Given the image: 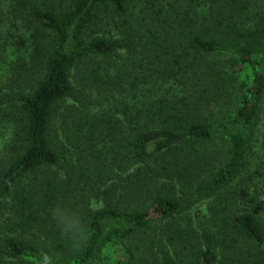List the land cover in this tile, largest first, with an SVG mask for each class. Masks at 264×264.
<instances>
[{
    "label": "trees",
    "instance_id": "16d2710c",
    "mask_svg": "<svg viewBox=\"0 0 264 264\" xmlns=\"http://www.w3.org/2000/svg\"><path fill=\"white\" fill-rule=\"evenodd\" d=\"M4 1L0 264H264V0Z\"/></svg>",
    "mask_w": 264,
    "mask_h": 264
},
{
    "label": "rangeland",
    "instance_id": "374dc122",
    "mask_svg": "<svg viewBox=\"0 0 264 264\" xmlns=\"http://www.w3.org/2000/svg\"><path fill=\"white\" fill-rule=\"evenodd\" d=\"M13 23L12 15L9 13V7L8 3L6 4L4 0H0V37L5 38L8 37V30L11 28ZM15 27L17 28V24H15ZM16 35H20V38L23 39L25 37H29V32L25 31V29H21L15 32ZM0 38V39H1ZM15 49H17L16 45L8 47V52H5V57L0 58V88H3V93H6L7 87L10 85L8 78L10 75V72L12 68L15 67L16 62L20 61L18 58L23 59L26 54L28 53L30 49V45L23 46L22 50L19 52H15ZM0 91H2L0 89ZM67 104H72V101H67ZM65 106L61 107V111L56 115V128L58 130V133H61V130L59 128L61 116L60 113H63L65 111ZM3 133V131H2ZM1 133V134H2ZM259 153L257 156L260 158L256 159L255 165H261V169L264 168V149L262 147H258ZM94 202V201H93ZM207 200L199 201L196 203L193 208L191 209V214L193 218L197 219L200 215L207 212ZM93 207H96L97 204L93 203ZM162 223H156L152 226L151 230H148L144 233H141L139 236L136 237V241H131L136 251V259L133 261L132 264H157L156 259V232L158 233L161 228ZM107 256H108V262L109 264H117L116 263V253L114 251V247L110 246L107 249Z\"/></svg>",
    "mask_w": 264,
    "mask_h": 264
}]
</instances>
